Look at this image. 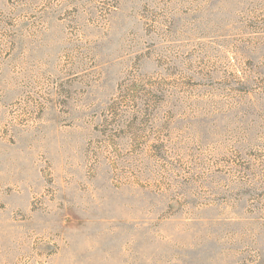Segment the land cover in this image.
<instances>
[{
    "label": "rangeland",
    "instance_id": "obj_1",
    "mask_svg": "<svg viewBox=\"0 0 264 264\" xmlns=\"http://www.w3.org/2000/svg\"><path fill=\"white\" fill-rule=\"evenodd\" d=\"M0 264H264V0H0Z\"/></svg>",
    "mask_w": 264,
    "mask_h": 264
}]
</instances>
